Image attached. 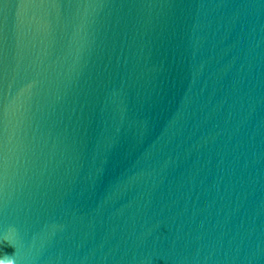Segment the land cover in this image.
<instances>
[{"label": "water", "instance_id": "water-1", "mask_svg": "<svg viewBox=\"0 0 264 264\" xmlns=\"http://www.w3.org/2000/svg\"><path fill=\"white\" fill-rule=\"evenodd\" d=\"M0 8V264H264V0Z\"/></svg>", "mask_w": 264, "mask_h": 264}, {"label": "snow or ice", "instance_id": "snow-or-ice-1", "mask_svg": "<svg viewBox=\"0 0 264 264\" xmlns=\"http://www.w3.org/2000/svg\"><path fill=\"white\" fill-rule=\"evenodd\" d=\"M5 3V0H0V5H3ZM0 12H2V8H0Z\"/></svg>", "mask_w": 264, "mask_h": 264}]
</instances>
